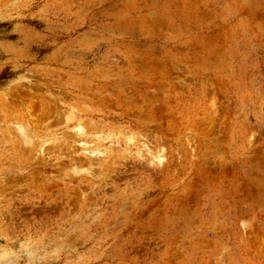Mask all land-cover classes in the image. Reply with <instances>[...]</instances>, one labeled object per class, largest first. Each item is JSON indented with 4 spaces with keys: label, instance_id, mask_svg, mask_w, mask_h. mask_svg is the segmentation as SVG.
<instances>
[{
    "label": "rangeland",
    "instance_id": "1",
    "mask_svg": "<svg viewBox=\"0 0 264 264\" xmlns=\"http://www.w3.org/2000/svg\"><path fill=\"white\" fill-rule=\"evenodd\" d=\"M0 264H264V0H0Z\"/></svg>",
    "mask_w": 264,
    "mask_h": 264
}]
</instances>
